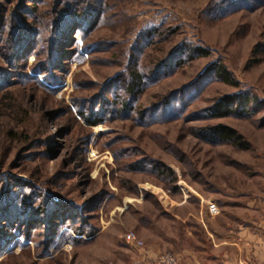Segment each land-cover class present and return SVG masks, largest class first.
Wrapping results in <instances>:
<instances>
[{"label":"rangeland","instance_id":"obj_1","mask_svg":"<svg viewBox=\"0 0 264 264\" xmlns=\"http://www.w3.org/2000/svg\"><path fill=\"white\" fill-rule=\"evenodd\" d=\"M77 2L83 9L72 17L87 18L92 5L100 13L90 30H72L58 46L53 22ZM28 6L0 0V75H8L0 82V211L5 203L15 217L10 228L0 221L9 241L0 246V263L133 264L154 249L178 264L186 253L205 264H257L244 245L264 233V0ZM2 19L19 31L33 25V46L23 57L12 58ZM151 31L154 38L146 39ZM184 45L209 55L150 80ZM53 56L60 70L48 68ZM134 65L146 84L131 98L125 84ZM211 65L226 68L231 83L207 73ZM50 78L58 85L49 91L41 83ZM237 94L254 98L250 119L204 117L222 97ZM170 98L173 109L185 108L179 119L142 116ZM95 113L104 121L91 127ZM222 125L247 148L200 138L202 129ZM50 223L57 224L52 240ZM81 229L95 236L80 238ZM130 233L143 249L127 239Z\"/></svg>","mask_w":264,"mask_h":264},{"label":"trees","instance_id":"obj_2","mask_svg":"<svg viewBox=\"0 0 264 264\" xmlns=\"http://www.w3.org/2000/svg\"><path fill=\"white\" fill-rule=\"evenodd\" d=\"M10 0H6V2H9ZM42 0H21V5L23 9H26L27 7H29L28 5L31 4L32 6H36V8L39 6V3H41ZM79 3V2H77ZM90 6V5H89ZM88 6V7H89ZM69 7V8H68ZM92 8V11L89 13V15L87 16V18H80V16H74L72 17L73 14L72 11H77V10H82L83 6L81 5V3L79 4H69V6L67 5V9H69L70 11H68L69 13H64L61 12L59 17L56 20H54L53 25L56 27V30H54L55 35L57 41H59L57 44L58 46L61 45L62 39L64 37H66L72 30H76L80 29L81 31H88L87 29L90 30V28L93 25V21L95 20V18L97 17V15H99L100 13V5H97L96 7L93 5L90 6ZM71 8V9H70ZM29 9V8H28ZM227 13V9H223L221 11V13ZM31 13V12H30ZM84 13V12H83ZM82 13V14H83ZM224 16V14L222 15ZM14 17V16H13ZM3 21V26H5L6 31L10 34V37H12V42H13V46H12V58L13 59H18L20 57H23V55L28 52V49L31 47L32 48V38L36 36L35 33V29L33 28V25L29 24V26H23L22 30L19 31L20 29L17 28L16 25L10 23V24H6L5 21L2 19ZM1 21V23H2ZM13 22V21H12ZM14 23V22H13ZM6 24V25H5ZM8 25V26H7ZM13 25V27L11 26ZM80 26H82L83 28H80ZM145 38L146 39H153L154 38V32H148L145 34ZM55 41V40H54ZM138 51V50H137ZM209 53L201 48V47H194L191 45H184L181 47L176 48L173 53H171V55L168 57V59H166L167 61L161 63L157 68H156V72L154 73L152 79V81H158V79H162L165 78L167 76H170L173 74V72L180 68L181 66H183L184 64H187L197 58H204L205 56H208ZM54 57V62H52L48 68L50 70H60L59 65H58V59ZM135 67V65H134ZM47 70V69H46ZM45 69H39L37 72H45ZM35 72V71H34ZM214 72L216 77H218L219 79L223 80L224 82L230 84V75L228 73V71L226 70V68H224L223 66H216V65H211L208 68L207 73H212ZM207 77V74L205 75V77H203V80H205V78ZM8 79V75L5 74V76H1L0 75V82H6ZM55 79L50 78V79H46L48 83V85L42 84L41 86H43L45 89H48L50 91V89L48 88L49 85H58L57 82L54 81ZM38 81V80H37ZM58 81H60V79H58ZM57 83V84H56ZM146 84V80L144 77V73L140 72L138 70L135 69L133 70V72L130 73L129 78L127 79V82L125 84V93H127V95L131 98H136L138 92L141 90L142 87H145L144 85ZM254 102V98H251L248 94H237V95H230V96H225L222 97V99L220 101H218L216 103V105L206 109L203 112L204 117L206 118H210V119H222V117H235V118H239V119H250V117L252 116L251 113L253 112L252 109V105ZM129 104L125 105V111L130 110L129 109ZM173 107V101H171L170 99H165L163 101V104L159 107L158 111H154L152 113H148L147 115H142L145 116L147 118L150 119H155L158 116L162 117L164 119V121H170V120H174V119H179L180 115L185 111V108H172ZM112 113H116V112H112ZM100 113H95L91 115V120L87 121V124L91 127H94L95 125L102 123L104 121V119H101L99 116L97 117L96 115H99ZM110 114V113H109ZM171 114V115H170ZM143 118V117H142ZM264 126V124H263ZM200 138L204 141V142H209L211 144H223V143H227V144H232L236 147H240L242 149H246L247 147L244 146L243 144L240 143V141L242 140V136L239 135L236 131H234L233 129H231L228 126L222 125V126H214V127H206V129H202L200 131ZM159 170V171H158ZM156 171H158L159 175H163L165 173V168H156ZM172 174V171H168L167 170V174ZM168 174V175H169ZM58 203H55V209H63L58 208L57 205ZM54 209V208H53ZM6 210V212H4ZM11 208L7 205H5V203H3L2 205V210L0 211V221H2V218H4L6 220V225H8V227L10 228L12 223L15 220V217L12 215V213L10 212ZM51 213L50 212L47 217H46V221H50L51 219ZM19 223H23L25 221H28V223H31V221H33V217H26L24 220L25 221H20V219H18ZM1 228V226H0ZM57 228V224L56 226H54V224H51L47 227L48 231L50 232L49 237L48 238H52L51 235H53V231L56 230ZM2 231H0V246L3 245L5 246L7 243L8 246V242L4 241L7 240V238H5L6 236L2 233ZM78 236L80 238L82 237H89V238H93L95 236V231H90V232H85L83 229L78 230ZM5 238V239H4ZM50 239H47V241L50 243ZM52 240V239H51ZM74 243H76V241L73 240ZM3 261H1L2 263ZM0 263V264H1Z\"/></svg>","mask_w":264,"mask_h":264},{"label":"crops","instance_id":"obj_3","mask_svg":"<svg viewBox=\"0 0 264 264\" xmlns=\"http://www.w3.org/2000/svg\"><path fill=\"white\" fill-rule=\"evenodd\" d=\"M262 226L264 229V225H262ZM244 234L246 235V237H244V239L247 240L248 239L247 235L249 234V232L244 231ZM233 245H235V244H233ZM248 247H249V245L245 243V245H244V248L246 250L245 253L247 255H250V258L255 260L257 264H264V233H262L260 235V238L257 240V242L255 243L254 246H253V244H250V248H248ZM140 249H143V248H140ZM249 250H250V253L248 252ZM186 255H187V253L185 254V256L182 255V259L179 258V260L181 261L182 264H205L204 261L198 260V258H196L194 256H191V255L186 256ZM159 258H161V253L159 250L147 249L145 253H143L141 256L138 257L137 261H134L133 264H148V263L154 264V263L158 262ZM246 258H247V261H249V258L248 257H246ZM192 259H195L194 263H193ZM230 263H231V261H229V264ZM212 264H216L215 261H213Z\"/></svg>","mask_w":264,"mask_h":264},{"label":"built area","instance_id":"obj_4","mask_svg":"<svg viewBox=\"0 0 264 264\" xmlns=\"http://www.w3.org/2000/svg\"><path fill=\"white\" fill-rule=\"evenodd\" d=\"M208 212H210L212 215L218 214L216 205L213 203H208ZM127 239L129 241H132L134 243V245L138 246L139 248H142L144 246L141 241H137L134 233H130V235H128ZM154 264H178V263H177V260L175 258L165 255V256H162L161 258H159L158 262H156Z\"/></svg>","mask_w":264,"mask_h":264}]
</instances>
